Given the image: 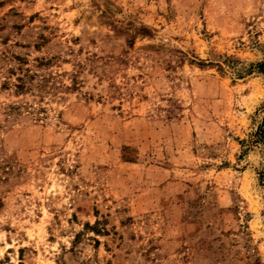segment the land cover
<instances>
[{
	"label": "rangeland",
	"instance_id": "1",
	"mask_svg": "<svg viewBox=\"0 0 264 264\" xmlns=\"http://www.w3.org/2000/svg\"><path fill=\"white\" fill-rule=\"evenodd\" d=\"M264 0H0V264H264Z\"/></svg>",
	"mask_w": 264,
	"mask_h": 264
},
{
	"label": "trees",
	"instance_id": "2",
	"mask_svg": "<svg viewBox=\"0 0 264 264\" xmlns=\"http://www.w3.org/2000/svg\"><path fill=\"white\" fill-rule=\"evenodd\" d=\"M264 74V61L257 63L254 65ZM260 130L264 133V123L260 126Z\"/></svg>",
	"mask_w": 264,
	"mask_h": 264
}]
</instances>
